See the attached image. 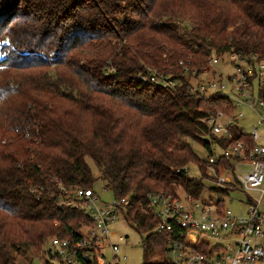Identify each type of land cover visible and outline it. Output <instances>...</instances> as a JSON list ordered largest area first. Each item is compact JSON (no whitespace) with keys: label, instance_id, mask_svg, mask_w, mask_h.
<instances>
[{"label":"trees","instance_id":"1","mask_svg":"<svg viewBox=\"0 0 264 264\" xmlns=\"http://www.w3.org/2000/svg\"><path fill=\"white\" fill-rule=\"evenodd\" d=\"M231 53L264 60V0H0V264L86 219L55 199L60 186L92 190L87 159L129 199L124 217L145 248H162L148 195L200 194L190 141L210 157L204 138L221 142L204 119L232 112L226 98L191 96L181 64L200 73ZM148 68L175 88L140 80Z\"/></svg>","mask_w":264,"mask_h":264},{"label":"built area","instance_id":"2","mask_svg":"<svg viewBox=\"0 0 264 264\" xmlns=\"http://www.w3.org/2000/svg\"><path fill=\"white\" fill-rule=\"evenodd\" d=\"M220 62L233 71L224 76L221 72L220 80L208 79ZM181 65L182 76L190 78L187 92L191 96L226 98L232 112H218L204 119L210 134L221 143L213 141L216 150L203 161L206 187L200 194L179 190L148 195L146 210L154 222L149 232L154 237H165L163 247L155 251L161 252L168 264H263L264 60L231 53L213 57L211 70L200 73L188 64ZM139 79L169 89L177 83L151 68ZM243 107L258 116L250 134L238 124L243 113L237 114V109ZM233 130L242 139L234 141ZM184 171L188 174L187 167ZM202 178L200 174L197 179ZM59 190L55 199L58 208L79 210L86 219L69 233L49 240L50 259L58 264H125L122 249L132 246L127 237L117 236L112 228L120 223L129 227L124 217L129 199L103 203L92 190L70 191L63 186ZM205 192L216 198L202 199ZM241 196L244 202L238 200ZM231 203L242 211L233 212L228 207Z\"/></svg>","mask_w":264,"mask_h":264},{"label":"rangeland","instance_id":"3","mask_svg":"<svg viewBox=\"0 0 264 264\" xmlns=\"http://www.w3.org/2000/svg\"><path fill=\"white\" fill-rule=\"evenodd\" d=\"M227 60V58H225ZM225 60V63H226ZM225 63L220 62L219 64L213 67V75H209L208 79H216L220 80L219 74L222 72L223 76L227 73L232 72L233 70L231 67L226 66ZM149 68L146 69L148 72ZM142 75H139V78ZM223 79V78H222ZM228 84V83H226ZM228 86V85H227ZM228 91V90H227ZM243 113V117L239 119L238 124L240 128H242L246 133L250 134L253 131V128L256 127V121L258 119L257 114L252 112L246 107L237 109L238 113ZM207 142H210V146L212 150H216L214 146H212L211 139L209 137L204 138ZM191 147L193 149L194 154L197 158L201 161L207 160L209 158L208 150L203 147L200 143L190 141ZM87 164L89 165L93 176L97 179L96 182L92 186V191L100 198L101 202L103 203H112L115 198L111 192L105 189V183L99 179V172L95 167L94 163L90 160H86ZM188 176L190 178H198L200 177V170L197 168L195 164H190L187 166ZM180 189H177L178 192ZM216 196L213 195L211 192H205L202 195V199H215ZM241 202H244L245 199L241 196L239 199ZM238 200H235L238 202ZM236 203L228 204L229 209L233 212L238 213L239 210L242 211L243 208H236ZM114 233L118 236L127 237L129 243L132 247H124L121 252V256L125 259V264H157L162 263L164 261V257L161 252L154 251L151 252L144 246L145 238L147 234L144 233H136L133 229L126 227L122 223L117 224L112 228ZM50 240V239H49ZM49 240L44 246L41 253H37L33 250L28 251L27 253H20L16 254L15 258L17 264H58L57 262L50 259L48 256V251L50 250ZM264 264V260L262 262Z\"/></svg>","mask_w":264,"mask_h":264},{"label":"crops","instance_id":"4","mask_svg":"<svg viewBox=\"0 0 264 264\" xmlns=\"http://www.w3.org/2000/svg\"><path fill=\"white\" fill-rule=\"evenodd\" d=\"M261 242H262V244H263V246H264V237H263V239L261 240ZM264 260V259H263Z\"/></svg>","mask_w":264,"mask_h":264}]
</instances>
